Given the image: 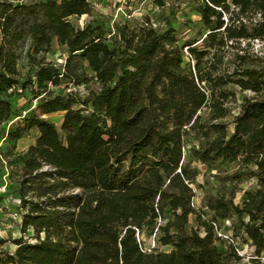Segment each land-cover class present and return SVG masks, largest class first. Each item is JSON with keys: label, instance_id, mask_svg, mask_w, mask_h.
<instances>
[{"label": "trees", "instance_id": "obj_1", "mask_svg": "<svg viewBox=\"0 0 264 264\" xmlns=\"http://www.w3.org/2000/svg\"><path fill=\"white\" fill-rule=\"evenodd\" d=\"M92 11L89 0H0V127L13 115V97L28 88L43 95L41 115L24 116L8 133L19 140L38 131L19 156L16 191L22 232L32 228L36 242L16 240L14 252L0 250V264H231L214 224L234 215L240 225L233 239L243 238L263 264L264 54L255 57L258 68L245 66L242 55L234 71L223 66L234 42L264 44V0H200L208 32L202 48L199 40L180 46L170 24L163 30L149 19L118 28L112 42L103 26L70 21ZM54 43L66 48L64 65L38 58ZM185 48L194 68L185 64ZM76 60L92 72L82 82L95 86L85 98L55 94L66 82L79 85ZM230 85L262 97L242 104L228 134ZM55 113L64 114L60 129L43 117ZM190 133L205 141L193 151L201 162L238 164L240 179L256 178L242 205L215 198L212 218L193 207L194 174L184 167ZM192 216L197 227L189 229ZM144 230L173 249L146 251Z\"/></svg>", "mask_w": 264, "mask_h": 264}, {"label": "rangeland", "instance_id": "obj_2", "mask_svg": "<svg viewBox=\"0 0 264 264\" xmlns=\"http://www.w3.org/2000/svg\"><path fill=\"white\" fill-rule=\"evenodd\" d=\"M89 2L93 7L92 13L81 17H72L70 21L80 28L87 24L103 26L110 42L117 34L118 28L125 24L135 27L142 24L146 19H149L155 27L163 30L170 24L175 30L180 46H184L187 42L199 40L195 46L202 48V40L208 34L199 13L200 0H165L164 7L157 6L155 0H89ZM248 44L249 41L242 40L234 42L233 46L226 48L223 69L225 68L228 72L234 71L241 62L238 59L239 55L246 56L245 66L260 67L261 63L255 60V57L263 56L264 44L257 41L251 42L250 46ZM27 50L28 46L19 62V70L23 74L30 69L29 60L26 58ZM184 53L186 55L185 64L194 68L196 61L190 59L187 48L184 49ZM66 56V48L54 43L50 52L40 54L38 58L60 66L64 65ZM210 59L211 56L207 55L201 64V68H205L206 61ZM72 69L77 76L76 83L79 82V85L66 82L58 88L54 87L53 91L55 94L62 95L72 92L81 98H85L95 86L82 82L91 78V69L86 61L80 60L74 61ZM226 89L234 94V101L230 103V115L225 119V122L228 123V134H231L234 129L233 121L240 113L242 104L247 99L260 98L262 94L244 91L236 85H230ZM42 98L43 95L36 94L31 88L13 97V115L8 122L0 127V196L4 198L0 206V250L10 253L15 251L17 247L15 241L20 238L27 242H36V234L32 228L25 234L22 232V211L16 198V191L21 175L19 156L35 144L38 131L33 129L25 133L19 140H11L8 133L21 124L24 116L41 115L38 106ZM63 116V113H55L43 117L51 120L60 129ZM204 142V139L195 133H190L186 137L184 167L194 174L191 186L195 191L196 209L204 210L207 213V218H212L214 212L210 210V201L225 197L226 200L240 206L245 199V193L257 188V180L248 176H243L240 179L237 174L243 169H240L238 164L223 165L219 161L212 164L201 162L193 151L199 150ZM243 220L247 221V217H244ZM239 225L240 219L236 215L226 220H218V226L222 233L230 236L233 235L235 228ZM196 227V218L192 216L188 228ZM159 237V233L156 236L144 230L139 238L143 242V248L148 252H170L173 247L162 245L159 242ZM218 246L221 251L227 254V257L231 258V264H257L258 262L254 249L243 238L234 242L224 239L218 243ZM234 249L237 252L236 257L231 255Z\"/></svg>", "mask_w": 264, "mask_h": 264}, {"label": "built area", "instance_id": "obj_3", "mask_svg": "<svg viewBox=\"0 0 264 264\" xmlns=\"http://www.w3.org/2000/svg\"><path fill=\"white\" fill-rule=\"evenodd\" d=\"M193 207L194 208H196V206H195V198H194V200H193ZM215 225V227H216V231H217V234H218V237H220L221 239H226V240H228V241H231V242H234L235 240L233 239V235H228V234H224V233H222V231L220 230V228H219V226L215 223L214 224ZM262 261L264 262V258H262ZM262 262V263H263ZM264 264V263H263Z\"/></svg>", "mask_w": 264, "mask_h": 264}]
</instances>
